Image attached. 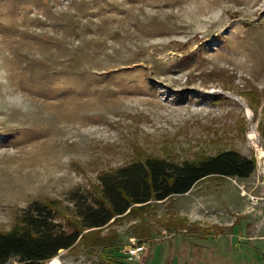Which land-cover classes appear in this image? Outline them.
<instances>
[{
	"label": "rangeland",
	"instance_id": "rangeland-1",
	"mask_svg": "<svg viewBox=\"0 0 264 264\" xmlns=\"http://www.w3.org/2000/svg\"><path fill=\"white\" fill-rule=\"evenodd\" d=\"M227 149L256 170L83 229L41 264H264V0H0V231L35 201L82 229L75 192L99 196L102 173Z\"/></svg>",
	"mask_w": 264,
	"mask_h": 264
},
{
	"label": "trees",
	"instance_id": "trees-1",
	"mask_svg": "<svg viewBox=\"0 0 264 264\" xmlns=\"http://www.w3.org/2000/svg\"><path fill=\"white\" fill-rule=\"evenodd\" d=\"M256 167L254 158L235 149L194 161L176 162L158 156L132 161L99 176V196L88 191L82 194L75 192L82 229L64 228L56 221L52 208L45 203L35 201L23 209L21 226L0 231V264L13 257L29 264H41L55 257L60 250L71 249L78 244L85 238L83 229L95 233L109 226L113 219L130 214L136 207L185 194L205 178H247ZM134 235L141 238L150 234L148 231H134ZM116 240L114 231L108 242Z\"/></svg>",
	"mask_w": 264,
	"mask_h": 264
},
{
	"label": "built area",
	"instance_id": "built-area-1",
	"mask_svg": "<svg viewBox=\"0 0 264 264\" xmlns=\"http://www.w3.org/2000/svg\"><path fill=\"white\" fill-rule=\"evenodd\" d=\"M146 250V246L143 243H134L127 249V254L131 257H139Z\"/></svg>",
	"mask_w": 264,
	"mask_h": 264
},
{
	"label": "bare ground",
	"instance_id": "bare-ground-1",
	"mask_svg": "<svg viewBox=\"0 0 264 264\" xmlns=\"http://www.w3.org/2000/svg\"><path fill=\"white\" fill-rule=\"evenodd\" d=\"M55 264H60V261L58 259L54 260Z\"/></svg>",
	"mask_w": 264,
	"mask_h": 264
}]
</instances>
